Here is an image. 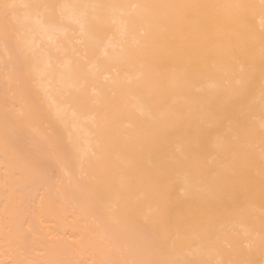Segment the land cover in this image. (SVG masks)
I'll list each match as a JSON object with an SVG mask.
<instances>
[{"label": "bare ground", "instance_id": "6f19581e", "mask_svg": "<svg viewBox=\"0 0 264 264\" xmlns=\"http://www.w3.org/2000/svg\"><path fill=\"white\" fill-rule=\"evenodd\" d=\"M0 264H264L262 0H0Z\"/></svg>", "mask_w": 264, "mask_h": 264}, {"label": "snow or ice", "instance_id": "6c2138e0", "mask_svg": "<svg viewBox=\"0 0 264 264\" xmlns=\"http://www.w3.org/2000/svg\"><path fill=\"white\" fill-rule=\"evenodd\" d=\"M262 4H264V0H262ZM5 7H6V8L9 7V5H5Z\"/></svg>", "mask_w": 264, "mask_h": 264}]
</instances>
